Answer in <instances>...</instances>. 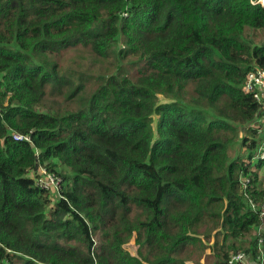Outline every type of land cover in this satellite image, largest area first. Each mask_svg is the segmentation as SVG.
Instances as JSON below:
<instances>
[{
	"label": "trees",
	"instance_id": "16d2710c",
	"mask_svg": "<svg viewBox=\"0 0 264 264\" xmlns=\"http://www.w3.org/2000/svg\"><path fill=\"white\" fill-rule=\"evenodd\" d=\"M261 68L260 0H0V264L261 257Z\"/></svg>",
	"mask_w": 264,
	"mask_h": 264
},
{
	"label": "built area",
	"instance_id": "2783aa9c",
	"mask_svg": "<svg viewBox=\"0 0 264 264\" xmlns=\"http://www.w3.org/2000/svg\"><path fill=\"white\" fill-rule=\"evenodd\" d=\"M244 89L246 92L251 93L253 98L259 103L261 107V112L263 118L258 120V123L255 126V129H258L260 134L264 136V68L257 69L250 72L247 75ZM22 139V137H20ZM257 158L264 160V139L260 145L259 154ZM39 177L37 178V183L42 188L48 191H57L60 192L62 186V180L57 175L48 172L46 169L40 167L37 171ZM244 185L249 183V180H243ZM251 207L254 211L257 210L258 205L256 203H251ZM260 218L262 225L259 228L258 235L264 233V205L261 206ZM259 240V247L264 244V239L257 237ZM227 264H264V252L261 251V257L254 259L251 254H248L243 251L234 252L231 251L229 254V259Z\"/></svg>",
	"mask_w": 264,
	"mask_h": 264
},
{
	"label": "rangeland",
	"instance_id": "374dc122",
	"mask_svg": "<svg viewBox=\"0 0 264 264\" xmlns=\"http://www.w3.org/2000/svg\"><path fill=\"white\" fill-rule=\"evenodd\" d=\"M254 2H256V1H254ZM260 2L261 3H264V0H260ZM102 64H103V67L104 68L101 71H103V73L110 74V73H112L114 71V68H115L114 66H108L105 62H102ZM91 70H92V72H96V74L97 73H100V66H94L93 68H91ZM256 130H258V129H256ZM260 135H261V137H263V134H260ZM260 174H261L262 177H264V168L260 171ZM61 189H60V192L59 193L57 191H54V192H56V193H53V194H56L55 198H59V194H61ZM99 238H100V235L99 234H96V235L93 236L94 245L98 244ZM126 248L129 251H131V252H133L135 254L137 253V250H136V247H135V238H133L131 240V242L126 246Z\"/></svg>",
	"mask_w": 264,
	"mask_h": 264
}]
</instances>
